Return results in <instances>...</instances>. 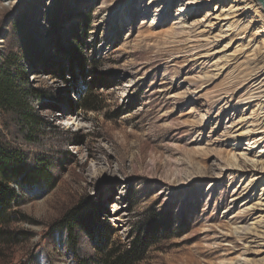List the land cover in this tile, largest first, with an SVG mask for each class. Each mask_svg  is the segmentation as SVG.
<instances>
[{"label":"rangeland","instance_id":"374dc122","mask_svg":"<svg viewBox=\"0 0 264 264\" xmlns=\"http://www.w3.org/2000/svg\"><path fill=\"white\" fill-rule=\"evenodd\" d=\"M15 53L38 124L0 109V145L41 180L10 184L0 264L97 258L89 238L74 249L59 226L81 205L120 246L163 217L139 264H264L255 0H0V61Z\"/></svg>","mask_w":264,"mask_h":264},{"label":"trees","instance_id":"16d2710c","mask_svg":"<svg viewBox=\"0 0 264 264\" xmlns=\"http://www.w3.org/2000/svg\"><path fill=\"white\" fill-rule=\"evenodd\" d=\"M26 62V56L18 53L9 54L0 61V109L15 113L21 125L30 129L32 123L37 122L28 105L29 94L34 90L27 89ZM39 180L41 173L38 169L27 168L26 159L20 151L0 145V221L5 219L6 209L11 202L17 199L15 189L10 184L24 188ZM151 218L150 222L139 225L134 237L123 246L109 242L100 226L96 207L91 205H81L71 210L61 219L59 226L65 228L72 248L76 247V235L83 234L90 239L95 254H98L97 258H79L75 254L77 264H139L159 234L160 226L162 230L163 217L153 214Z\"/></svg>","mask_w":264,"mask_h":264},{"label":"bare ground","instance_id":"6f19581e","mask_svg":"<svg viewBox=\"0 0 264 264\" xmlns=\"http://www.w3.org/2000/svg\"><path fill=\"white\" fill-rule=\"evenodd\" d=\"M151 1H153V0H151ZM237 9H238V8H236L235 6L230 5V6L227 7V8H222L221 11H220V13H221L222 16H224V18H225L226 16H231L235 11H237ZM224 13H226V14L224 15ZM155 21H156V19H152V20L150 21V25H154L153 23H155ZM201 21H203V20H199L198 22H201ZM263 81H264V78H263Z\"/></svg>","mask_w":264,"mask_h":264},{"label":"water","instance_id":"95a60500","mask_svg":"<svg viewBox=\"0 0 264 264\" xmlns=\"http://www.w3.org/2000/svg\"><path fill=\"white\" fill-rule=\"evenodd\" d=\"M262 8L263 12H264V0H255Z\"/></svg>","mask_w":264,"mask_h":264}]
</instances>
